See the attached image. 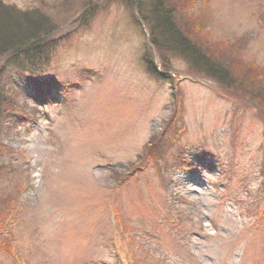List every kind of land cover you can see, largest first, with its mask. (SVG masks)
Returning a JSON list of instances; mask_svg holds the SVG:
<instances>
[{
	"label": "rangeland",
	"instance_id": "rangeland-1",
	"mask_svg": "<svg viewBox=\"0 0 264 264\" xmlns=\"http://www.w3.org/2000/svg\"><path fill=\"white\" fill-rule=\"evenodd\" d=\"M2 1L48 16L57 29L49 41L73 38L44 75L17 78L30 96L43 84L45 100L20 96L35 114L3 128L11 147L0 161L11 172H0V234L6 225L9 245L35 264H264V115L243 97L264 105V0H212L208 10L197 2L192 14L179 0L175 22L234 77L217 85L185 55H171L165 69L129 0ZM194 14L209 38L189 29ZM235 38L248 42L242 57L253 71L222 46ZM147 55L170 76L148 72ZM174 76L182 132L160 158ZM145 153L160 170L153 160L138 168ZM14 201L24 205L16 224L5 221ZM15 249L0 264H17Z\"/></svg>",
	"mask_w": 264,
	"mask_h": 264
},
{
	"label": "trees",
	"instance_id": "trees-1",
	"mask_svg": "<svg viewBox=\"0 0 264 264\" xmlns=\"http://www.w3.org/2000/svg\"><path fill=\"white\" fill-rule=\"evenodd\" d=\"M129 1L136 5L138 14L142 18V21L146 23L149 29L148 31H150L148 41H150L151 45L156 49L160 61L163 66L166 67L165 69H169L170 61L168 60L171 55H185L189 58L192 65H202V68L205 69L204 71H207H201V73H204L202 75L211 78L218 82V84H224L227 80H230L232 83L235 82L230 70L226 66L215 64L213 57H206L201 51L200 45H198L195 40L190 39L188 36L189 34H185L184 30L180 29L179 25L175 22L174 13L178 10L176 7L179 4V0ZM181 1L183 2L181 6L184 12L185 9H189V12L192 14L193 7H195V5L197 6L200 1L203 6L207 8L211 0ZM206 10H208V8ZM193 16L194 20L190 19L191 24L189 29H191V32H194L199 37L209 38L205 35L208 33L204 32L203 28L206 23H203L196 14ZM53 24L54 23L46 15H40L39 12L33 10H21L15 6L5 5L3 1L0 0V160H3L1 156L4 154L7 147H9L8 144L1 139L3 128L5 124L8 123V120L20 119L24 121L32 114H35L27 105L24 106L23 102L20 100V96H25L26 98L24 99L26 101L27 98H30V95L24 91L17 78L22 74L28 76H35L41 73L44 74L47 66L50 65L54 51L60 47L63 41L68 40L67 42H69L73 39L72 37H65L58 41H49L53 36L52 34L55 32L57 34L56 26ZM49 43H51V45L48 47L47 45ZM247 43L248 42L243 38H235L233 41H226L222 46H225V51L231 58H234L247 66L246 68L252 69L253 71V69L257 68L255 64L242 57V51L245 49L244 46ZM147 56L150 57V55ZM148 57L145 58L148 72L159 79L166 75L167 77L170 76L169 73L158 72L156 63L151 59L152 56L150 58ZM199 60L203 61L204 65ZM257 75L259 77L261 76V78L264 76L262 74ZM243 97L244 99L256 103L259 102L252 97ZM258 104L264 108L262 102ZM259 111L264 115V110L259 109ZM144 158L147 160L145 163H147L149 160H155V155H153V153L152 155L145 153ZM1 162L2 161H0V172L4 170H6V172L8 171V173L11 172V168L8 167L7 164ZM20 183V187H15L13 190L18 192L19 195L20 192L25 189L23 179ZM16 198L17 196H15L14 199L17 200ZM17 203L16 201L12 203V210L6 214L5 221L12 219L13 215H15L17 222L21 220L23 210L17 214L19 209V204ZM4 232L5 233L0 234V237L4 238L0 240V253L5 252L4 250L10 249V247L14 249L17 248L14 244L9 245L8 241L13 240V237L7 234L6 225H4ZM12 252L13 254L16 253L14 250Z\"/></svg>",
	"mask_w": 264,
	"mask_h": 264
}]
</instances>
